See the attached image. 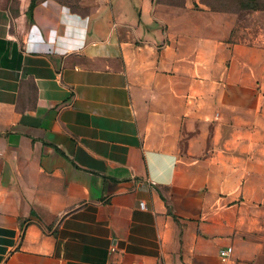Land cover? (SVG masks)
Here are the masks:
<instances>
[{
    "label": "crops",
    "instance_id": "0c3cea01",
    "mask_svg": "<svg viewBox=\"0 0 264 264\" xmlns=\"http://www.w3.org/2000/svg\"><path fill=\"white\" fill-rule=\"evenodd\" d=\"M31 1L0 0V264H264L253 133L212 149L238 118L197 111L203 76L245 89L228 14Z\"/></svg>",
    "mask_w": 264,
    "mask_h": 264
},
{
    "label": "rangeland",
    "instance_id": "374dc122",
    "mask_svg": "<svg viewBox=\"0 0 264 264\" xmlns=\"http://www.w3.org/2000/svg\"><path fill=\"white\" fill-rule=\"evenodd\" d=\"M200 1L212 10L228 14V19L233 24L228 40L232 44L237 43L234 51L243 59L244 75L241 83L245 88L242 92L235 90L223 92L219 87L220 77L203 76L204 80L200 81V84L204 86L205 93L202 94L203 106L197 109L199 117L213 120L238 118V123L233 125L232 130L231 127L228 128V131L226 124L222 122L212 124L209 146L215 149L227 145L233 150L242 151L246 149L247 142L241 137L246 138V135L253 133L252 147L257 151L256 168L262 173L264 172V0ZM216 50L219 51L218 48ZM236 68L234 64L229 80L236 79ZM222 99L226 102L221 103ZM232 131L234 134H231ZM231 137L232 139L226 143V139Z\"/></svg>",
    "mask_w": 264,
    "mask_h": 264
},
{
    "label": "built area",
    "instance_id": "2783aa9c",
    "mask_svg": "<svg viewBox=\"0 0 264 264\" xmlns=\"http://www.w3.org/2000/svg\"><path fill=\"white\" fill-rule=\"evenodd\" d=\"M140 206H144V203L142 201H140ZM232 250H233V248L230 245L219 248L218 255H219L221 261H226L229 258ZM111 264H120V263L112 262ZM130 264H142V263H140V262H132Z\"/></svg>",
    "mask_w": 264,
    "mask_h": 264
},
{
    "label": "trees",
    "instance_id": "16d2710c",
    "mask_svg": "<svg viewBox=\"0 0 264 264\" xmlns=\"http://www.w3.org/2000/svg\"><path fill=\"white\" fill-rule=\"evenodd\" d=\"M33 5H34V0L31 1L30 8H29V13H30V10L32 9Z\"/></svg>",
    "mask_w": 264,
    "mask_h": 264
}]
</instances>
